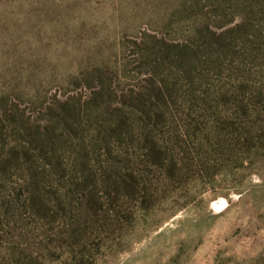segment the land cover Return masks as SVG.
Wrapping results in <instances>:
<instances>
[{"label":"rangeland","instance_id":"obj_1","mask_svg":"<svg viewBox=\"0 0 264 264\" xmlns=\"http://www.w3.org/2000/svg\"><path fill=\"white\" fill-rule=\"evenodd\" d=\"M239 1L0 0V102L17 124L11 140L32 153L40 134L64 132L68 149L60 167L35 162L47 174L40 183L26 176L30 161L17 166V264H264V147L239 150V135L225 127L233 145L224 148L215 132L205 139L179 125L162 144L178 163L133 165L134 189L120 169V143L102 142L116 115L140 117L131 94L156 86L186 45L212 41L210 30L228 37L232 55L221 50L217 69L204 65L197 95L180 96L174 116H193L207 130L234 120V91L244 100L248 78L260 112L253 117H264V43L239 34H264V0H247L255 8L244 14ZM153 47L165 64L151 57L149 65Z\"/></svg>","mask_w":264,"mask_h":264},{"label":"trees","instance_id":"obj_2","mask_svg":"<svg viewBox=\"0 0 264 264\" xmlns=\"http://www.w3.org/2000/svg\"><path fill=\"white\" fill-rule=\"evenodd\" d=\"M254 8L255 7L249 4L247 0L239 1V10L242 14ZM241 29L246 30V27L241 25L240 29L237 30ZM210 34L212 35L210 39L213 42L207 39L202 44L194 43L192 45H186L185 48L178 52L177 55L172 58L174 59L172 62L173 68L169 67L170 70L162 72H167V74L159 83H156V86L153 85L144 90L143 88H145V86L138 93L133 92L134 94H131L134 100L139 101L138 112L140 113V117L133 118L125 114H118L111 119L108 124L109 129H102L105 130V134L108 133L109 130V138L102 139L105 146H110L112 140L114 144L120 143L119 148L123 150V153L119 154L121 157L119 161L124 164L126 170L120 169L124 172L126 180L129 183L131 182L134 189L138 188L140 180L136 172L132 170L133 165L142 164L146 167L160 165L172 170L175 163H178V160H174V157L168 156L169 149L167 147L163 148L162 144L167 141V136L169 138V134L177 132L175 129L178 128L179 125L199 131L198 134L200 137L205 139L211 134L214 135L215 132L217 137H222L217 144L225 143L222 145L224 148L229 144L231 146L233 145L232 142H229V144L226 143L225 127L234 129L235 134L239 135V139H237L240 146L239 150L244 148L247 150H256L264 147V117L257 118V120L253 117V114L260 112L256 111V107H253L255 103L252 102V96L246 92L249 89L245 84V82H248V78L245 79V82L242 79V84H240V89H243L245 92L244 100H239V89L234 91V96L237 100L235 102V113L238 115L234 120H226L223 123L217 122L207 130V125L200 119L188 121L192 119L193 116H186V118L182 120L174 116V109H177V102L180 96L193 97L197 95L196 83L203 77V71L201 69H204V65H213L212 67H207L209 69L217 65L215 67L217 69L220 64V59L224 56L221 50L224 51L226 59H229L228 57L232 55L231 43L228 37L224 39L215 38V36L213 37L214 32L211 30ZM239 34L253 44L257 43L256 41H262V43H264V34L262 32H254L252 34L240 31ZM235 35H237V37L234 39L239 38L236 32ZM251 38L252 40H250ZM202 46L205 47L203 53H201ZM217 46L219 47L216 48ZM162 51L163 49L161 48L157 47L156 50V47H153L147 53L149 65L152 63L151 57H155V61L157 62L162 60L163 64L166 63L168 58L165 55L161 57ZM243 59V55L240 54L239 62L243 63ZM231 69L233 70L234 68ZM239 71H242L241 67ZM157 72L161 71L158 70ZM180 81H182V85L185 86L184 88L180 87ZM257 93L260 95V91ZM3 101L0 102V243L5 242L6 246L4 247L1 244L0 264H17L14 241L19 228L15 224L16 222L13 221L14 216L11 214V198L15 189L14 177L16 173H18L17 166L20 164L21 158L23 163L30 161L25 171V173H27L26 176L28 178L30 176L29 179H35L40 183L43 177H47V174L44 172L43 168L39 167V169H37L35 162L40 158L43 163H46L44 167L49 165L60 167L63 162L61 153L68 149H62L66 144V142L63 141L64 132L59 134L62 139L57 140L52 139L50 136L52 132H50L40 134L42 136L39 135V147L33 149L32 153L26 151L21 154V151L16 147L15 140H11L13 130L16 129L17 124L11 121V119H13L11 109ZM66 110L69 112L68 108H66ZM207 124L209 125L208 122ZM166 127L173 130H166ZM135 130H137L136 132L138 134L134 132ZM48 135V138L44 137ZM72 136L75 135L69 133L68 137H66L71 139ZM113 138H115V140ZM134 145L140 146L141 152L139 154L128 150ZM70 150L71 151L68 153L71 155L73 151L75 153L73 161H76L77 149L73 148ZM107 152L110 154V149H108ZM165 160L170 162L168 164H163ZM56 172L62 175L60 170ZM137 173L141 174L140 171ZM40 178L41 180H39ZM24 179L26 181L25 177ZM37 190L38 189L33 190L32 192L35 193ZM72 264L88 263L87 261L84 262V260H78Z\"/></svg>","mask_w":264,"mask_h":264}]
</instances>
